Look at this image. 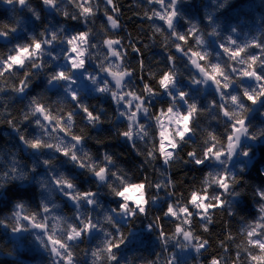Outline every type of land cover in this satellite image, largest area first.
Returning <instances> with one entry per match:
<instances>
[{
  "label": "clouds",
  "instance_id": "obj_1",
  "mask_svg": "<svg viewBox=\"0 0 264 264\" xmlns=\"http://www.w3.org/2000/svg\"><path fill=\"white\" fill-rule=\"evenodd\" d=\"M214 261L264 264V0H0V264Z\"/></svg>",
  "mask_w": 264,
  "mask_h": 264
},
{
  "label": "trees",
  "instance_id": "obj_2",
  "mask_svg": "<svg viewBox=\"0 0 264 264\" xmlns=\"http://www.w3.org/2000/svg\"><path fill=\"white\" fill-rule=\"evenodd\" d=\"M139 47V45H138ZM219 219V223L215 224L213 226V231L218 233L220 235V238H223V233L225 231V224H226V219ZM163 223V221H162Z\"/></svg>",
  "mask_w": 264,
  "mask_h": 264
},
{
  "label": "snow or ice",
  "instance_id": "obj_3",
  "mask_svg": "<svg viewBox=\"0 0 264 264\" xmlns=\"http://www.w3.org/2000/svg\"><path fill=\"white\" fill-rule=\"evenodd\" d=\"M213 264H215V261L213 262Z\"/></svg>",
  "mask_w": 264,
  "mask_h": 264
}]
</instances>
